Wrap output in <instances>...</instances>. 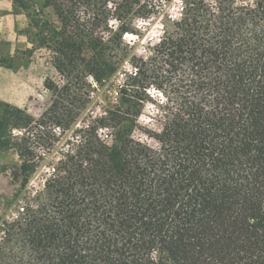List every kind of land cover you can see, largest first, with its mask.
<instances>
[{
  "label": "trees",
  "instance_id": "1",
  "mask_svg": "<svg viewBox=\"0 0 264 264\" xmlns=\"http://www.w3.org/2000/svg\"><path fill=\"white\" fill-rule=\"evenodd\" d=\"M137 1L122 0L117 16L129 20ZM13 2L40 7L31 23L49 7L75 23L65 3L102 11L110 0ZM181 2L182 17L150 58L134 60L122 105L63 154L41 190L28 191L20 217L3 223L0 264H264V0ZM60 46L61 55L84 50L69 38ZM151 89L163 120L142 132L154 146L133 137ZM0 116V138L32 121L1 102ZM25 154L29 182L36 166Z\"/></svg>",
  "mask_w": 264,
  "mask_h": 264
},
{
  "label": "rangeland",
  "instance_id": "2",
  "mask_svg": "<svg viewBox=\"0 0 264 264\" xmlns=\"http://www.w3.org/2000/svg\"><path fill=\"white\" fill-rule=\"evenodd\" d=\"M239 2L249 4L253 0ZM121 3L122 0H110L102 11L81 2L72 7L65 3V9L74 12L78 22L67 23L68 20L64 21L67 15L61 18L55 9L49 7L41 9V23H31L29 14L39 13L40 7L31 4L25 12L13 2L14 12L21 13L24 21L29 23L25 35L31 48L20 50L14 57H0V61L3 66L21 69L24 103L19 109L32 121L29 126L11 124L1 131L4 136L0 143L7 147H0V241L5 237L3 223L16 220L22 215V209L30 204L28 191L41 190L48 173L63 159V154L84 141L96 120L105 118L107 111L122 105L123 90L128 78L132 77L130 72L135 67L134 60L149 59L164 32L182 17L183 12L181 0H138L137 4L129 7V20H123L116 11V5ZM94 13L98 14L96 20ZM37 34L47 38L48 44L42 45ZM130 35L138 38H130ZM66 38L83 41V52L65 50L64 55L57 53V49L62 50L60 43ZM53 39L58 44H54ZM91 43L98 49L89 46ZM98 51L102 54L98 55ZM58 57L63 64L61 71L55 67ZM87 74L93 75L100 85L99 91L93 95L84 81ZM45 87L48 92L43 97L36 95L35 101L30 100L36 89L41 93ZM116 91H120L117 100ZM149 95L153 103L145 105L133 137L154 146L155 143L142 131L156 132L160 129L163 112L155 104H159L162 97L153 89ZM53 107L55 113L51 114ZM56 115H61L62 124L57 123L61 133L51 135L48 127L57 122L53 119ZM69 115L72 116L70 124ZM100 134L106 136L105 131H100ZM22 138L26 140L22 141ZM20 152L27 153L28 165L36 166L29 182L21 171L23 158ZM17 194L19 200H14Z\"/></svg>",
  "mask_w": 264,
  "mask_h": 264
},
{
  "label": "crops",
  "instance_id": "3",
  "mask_svg": "<svg viewBox=\"0 0 264 264\" xmlns=\"http://www.w3.org/2000/svg\"><path fill=\"white\" fill-rule=\"evenodd\" d=\"M29 23L24 21L21 13H15L12 0H0V57H14L20 50L31 48L25 35ZM21 69L0 65V100L21 108L24 103L21 97ZM41 91V90H40ZM37 89L33 92L31 101L40 94Z\"/></svg>",
  "mask_w": 264,
  "mask_h": 264
},
{
  "label": "built area",
  "instance_id": "4",
  "mask_svg": "<svg viewBox=\"0 0 264 264\" xmlns=\"http://www.w3.org/2000/svg\"><path fill=\"white\" fill-rule=\"evenodd\" d=\"M138 38V36H134V35H130V38ZM131 75H136V69L134 67V69H132V71L130 72ZM84 81L85 83L89 86V89H90V94H94L96 91H99V83L95 80L94 76L91 75V74H87L85 77H84ZM48 92V89L45 87L43 88L42 92L38 95L39 97H43L46 93ZM120 91H116L115 92V100L118 99V95H119ZM54 121H57V118H54ZM58 122H55V124H53V126H50L48 127V130H49V133L51 135H59L61 133V128L59 125H57Z\"/></svg>",
  "mask_w": 264,
  "mask_h": 264
}]
</instances>
